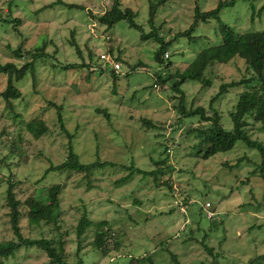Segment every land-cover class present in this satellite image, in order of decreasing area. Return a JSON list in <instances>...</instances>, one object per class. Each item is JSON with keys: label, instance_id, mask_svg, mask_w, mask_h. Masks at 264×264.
Returning a JSON list of instances; mask_svg holds the SVG:
<instances>
[{"label": "rangeland", "instance_id": "1", "mask_svg": "<svg viewBox=\"0 0 264 264\" xmlns=\"http://www.w3.org/2000/svg\"><path fill=\"white\" fill-rule=\"evenodd\" d=\"M218 1L167 0L150 24L149 0H121L122 8L136 12L141 30L119 21L103 33L104 27L93 16L109 6L110 0H11V19L16 22L0 21V62L21 65L26 58L24 50L41 46L43 40L46 47L45 55L33 58L34 72L17 83L21 96L13 101L14 108H8L0 96V158L10 155L9 139L22 138L18 141L21 154L8 156V167L0 164V192L5 190V182L14 179L21 181L26 194L36 192L45 199L49 186L61 185L58 234L69 263L75 264L82 255V264H139L131 259L150 252L155 264H176L172 253L181 264H260L255 258L264 253V181L258 177L241 181L254 167L247 157L259 162L260 155L239 142L228 152L203 158V150L196 145L199 139L189 129L191 124L202 127L206 122L192 117L177 123L173 106L183 91L186 106L194 103L206 109L210 105L218 108L229 129L228 111L242 88L229 87L216 99L214 96L223 82L239 79L245 72L243 59L236 56L227 64L215 65L208 75L213 79L209 86L188 80L177 91L171 88L176 77L171 76L164 85L156 80L158 76L166 79L176 68L183 69L202 48L220 43L221 23L238 31L264 27V11L251 16L250 8L253 3L259 11L264 0H235L220 10L218 18L199 23L192 33L195 38L175 37L189 28L195 5L206 10L216 7ZM1 7L4 15L9 6L0 2ZM151 31L166 40L174 38L164 53L165 58L166 53L170 55L169 68L155 60L158 43L153 37L142 36ZM20 48L23 55L19 57L14 50ZM101 53L120 63L114 70L116 76L105 71L104 67L112 68V63L99 58ZM82 62L90 67H64ZM98 64L103 71L96 67ZM6 84V75L0 73V90ZM57 106H62L63 124L71 138L59 124ZM34 119H42L49 128L39 138L26 129ZM142 119L157 126L148 127ZM249 128L251 138L264 145L258 124ZM166 138L174 142H166ZM70 143L81 162L101 160L113 165L95 168L88 175L72 170L45 174L51 163L65 160ZM238 159L239 166L224 165ZM161 160L164 162L155 163ZM130 165L146 171L162 167L165 173L156 182L152 175L131 174ZM126 175L125 182L117 181ZM165 179H170L172 189L162 184ZM5 212L0 194V240L15 236ZM82 214L93 223L107 222L102 226L110 233L104 244L106 254L92 247L94 225L77 236ZM20 225L25 237L57 234L50 232L49 226H31L26 219H21ZM192 236L195 239H190ZM207 246L212 253H207ZM48 261L40 249L22 247L5 264Z\"/></svg>", "mask_w": 264, "mask_h": 264}, {"label": "trees", "instance_id": "2", "mask_svg": "<svg viewBox=\"0 0 264 264\" xmlns=\"http://www.w3.org/2000/svg\"><path fill=\"white\" fill-rule=\"evenodd\" d=\"M33 1V0H30ZM109 6H104V9L98 15H94L93 18L99 26L104 27L101 32L106 33L110 28H112L117 22L125 21L130 27L140 29V25L136 22V12L130 7L122 8L121 0H110ZM251 1H261V0H251ZM0 2L6 3L9 8L6 13L3 14V7L0 8V21H15L10 10L11 0H0ZM167 0H149V23L152 24V20L157 13L160 6L165 4ZM235 0H219L217 6L214 8L201 10L198 6L194 7V14L192 17V22L188 29L177 32L175 37L187 36L189 39H193L196 36L192 35L195 28L199 23H206L210 19H215L219 17L220 10L225 7L232 5ZM63 5L68 7H78L82 8L81 5L75 3L63 2ZM250 8L252 15L254 13L261 14L264 11V3L259 8V11L255 10V5L250 3ZM219 33L221 35V42L218 44H212L207 47L202 48L196 53L194 58L186 62V66L174 69V72H170L166 79L158 76L156 78L158 83L164 85L168 79L176 77V81L171 84V88L180 91L179 85L188 80L198 81L203 85H211L212 80L208 77L210 73H213V67L217 64H227L231 62L234 57H240L243 59L245 65V72H241L239 79H232L229 82H223L220 85V91L214 96L216 99L222 92L230 88L241 87L242 90L237 93V100L235 105L228 111V115L231 120V127L229 129L225 128L224 122L222 120V112L218 108L209 106L208 109L202 106H195L191 103L186 106V101L184 98V92L180 91L182 94L177 98V102L173 104L177 116V123L186 118L198 117L199 121L206 122V125L200 127L191 124L189 129L190 132H195L198 137L197 147H200V151L203 150V158H208L217 153L228 152L239 142H242L247 148L254 149L260 155V161L255 162L253 157H247V161L254 164L248 175L241 180L246 182L250 177H258L264 181V145L263 142L253 139L250 136L249 126L253 124H258L260 132L264 133V27L255 30H234L233 27L227 23H221L219 25ZM145 38L153 37L152 39L158 43V47L154 52V58L159 64H166L169 68L170 55L164 57L168 46L173 41V39L166 40L164 36L159 35L157 32L151 31L150 33H142ZM46 40L39 47L33 49L24 50L25 61L21 65L16 63L0 62V73L6 75L7 84L4 89L0 90V96L5 101L6 106L10 109L14 108L13 101L21 96V91L17 87V83L29 72H34V57H42L45 55ZM112 50V48L110 49ZM109 50V51H110ZM21 48L14 50L16 56H22ZM89 59H92V54L89 51ZM100 58V57H99ZM92 62V60H91ZM102 64V63H101ZM98 64L96 66L100 71L102 70V65ZM80 65H86L82 62L81 64L73 63L71 65H64L66 68H77ZM90 67L89 65H86ZM109 70V71H108ZM105 71L110 72L111 76H116L113 68H106ZM176 98V97H174ZM58 121L62 130H66L63 124V118L61 115L62 106H57ZM144 124L148 127H156L157 125L149 119H142ZM162 128V126L160 127ZM26 129L34 136V138H39L43 133H45L49 128L42 119H34L26 124ZM165 129V126L164 128ZM68 133V131L66 130ZM188 132V133H190ZM164 132L161 135L164 136ZM68 137L71 135L68 133ZM20 136L13 137L9 139L10 155L21 154V146H18V141H21ZM166 142H174L173 139L166 138ZM167 149V148H166ZM17 151V153H15ZM0 158V164L3 166H9L10 163H6L8 156ZM164 161L155 162L157 165L163 163ZM241 159L234 164H229L228 161L224 162L229 168L234 166H239ZM107 165H113L112 162L95 160L89 163H83L79 160L77 153L73 150V146L70 143L68 146V154L64 161L58 164H50L45 170V174L50 171H61V170H72L85 172L87 175L91 173L95 168L104 167ZM131 174L133 171L142 173L144 176L152 175L154 180L158 182L160 174H164L165 171L162 167H157L154 170L146 171L140 168L130 165ZM129 175L123 176L117 179L119 182H125ZM15 178V177H14ZM16 179V178H15ZM170 179H165L162 181L163 185H166L169 189H172V184H170ZM1 184V183H0ZM158 184V183H157ZM264 189V188H263ZM61 192L60 184H53L49 186L46 192V198L36 193L31 192L26 194L21 188V181H11L5 182V190L1 191V197L3 199V206L6 209L5 217H7V222L9 223L10 229L15 235L9 240H0V264H5L6 260L14 256L15 251L22 247H35L43 251L47 258L48 264H71L64 259V241L61 239V235L58 234L59 230V219H60V198L59 194ZM184 203H187L184 198ZM209 203V202H207ZM206 206V202H204ZM209 206V205H208ZM207 206V207H208ZM202 207V206H201ZM206 208V207H205ZM200 210V209H199ZM206 218L207 215H206ZM21 219H26L29 225L34 226H49L50 232L54 230L57 232L55 237H45L40 236L38 238H31L23 236L21 232ZM209 219V218H208ZM201 225V222L198 221ZM106 221L100 220L97 223H93L90 219L86 218V214H82L80 217L79 224L77 226V236L79 237L87 228V226L94 225V239L91 242L93 249L106 254L108 247L104 246L109 232L103 231L102 226L106 225ZM202 226V225H201ZM210 228L213 225H209ZM190 239H195L194 236ZM80 248V247H79ZM169 250V246H166ZM207 253H212V249L207 246ZM78 254V251H77ZM80 254V253H79ZM172 256L176 264H181L176 260L177 254L172 253ZM131 260L137 263H142L148 261L150 264H155L154 256L152 253L143 257H135ZM254 260V259H253ZM259 261L260 264H264V253L257 256L255 261ZM83 256L78 255L77 262L75 264H82ZM252 261H249L250 264ZM209 264H214L212 261Z\"/></svg>", "mask_w": 264, "mask_h": 264}, {"label": "built area", "instance_id": "3", "mask_svg": "<svg viewBox=\"0 0 264 264\" xmlns=\"http://www.w3.org/2000/svg\"><path fill=\"white\" fill-rule=\"evenodd\" d=\"M99 56H100L101 59H103L104 62H106V63H108V62L109 63H112V68L114 70H118L120 68V63L117 62V61H115V60H113L112 58H110L108 54L101 53ZM165 56L168 57V53H166ZM208 205H209V203H206V206H208Z\"/></svg>", "mask_w": 264, "mask_h": 264}]
</instances>
